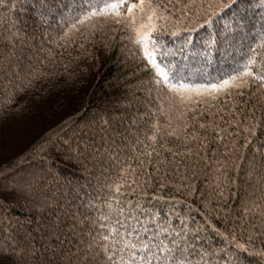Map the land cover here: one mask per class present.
I'll return each instance as SVG.
<instances>
[{"label":"trees","instance_id":"trees-1","mask_svg":"<svg viewBox=\"0 0 264 264\" xmlns=\"http://www.w3.org/2000/svg\"><path fill=\"white\" fill-rule=\"evenodd\" d=\"M103 2L101 0V6ZM233 12L236 14V21L232 23H240L243 18L242 23L246 27H237L234 31L230 29L228 41H231V47L225 50L227 42H223L218 50L212 51L211 56L201 55L206 51L205 44L210 32L207 28L192 34L193 42L187 48L183 45L189 33L181 32L173 37L171 32L175 30L174 26L158 28L153 33V38L161 43L163 50L169 52L166 62L186 67L185 83L218 82L224 78V73L230 71L235 58L248 50L249 43L259 42L257 33L264 24V0H243L228 12V16L231 17ZM51 20L50 25L37 29L33 0H0V39L7 37L4 45L0 46V72L3 73L0 74V203L3 204L0 207V253L14 260L15 264H41L44 248L59 243L47 227L55 222L57 215L64 221L60 239L64 240L65 247L66 235L75 243V238L66 231L67 225L71 223L67 214L76 213L79 209L85 215H95L94 211L85 207L89 201L102 207L101 201L107 200L109 196H120V193L108 185L120 179L124 161L128 160L133 167L138 168L139 161L133 157L146 149L144 144L137 143V139H143L145 144L151 145L147 135L152 132V124L159 122L164 125L166 120L161 110L168 114L169 102L179 101V97L173 93L166 96H157L155 91L149 93L147 84L133 89L134 96L129 92L133 78L128 74L133 69V62L126 59L125 46L131 48L132 45L122 37L133 33L125 23L116 24L111 18L106 21L94 18L79 26V31L72 30L64 37V28L59 26L58 17ZM157 23L159 25L165 22ZM91 24L96 25L95 31ZM191 26L194 24L181 25V28ZM216 28L217 34L223 32L224 21H220ZM17 32L20 35L13 40L9 33ZM81 33L89 36L87 42ZM81 44L84 45L83 48L80 47ZM143 75L144 73L138 72L135 79ZM255 90V86L231 90L233 96L240 101L237 108L245 99L250 100L246 109L251 108L256 103L251 99V93ZM237 91H244V97L236 96ZM194 99L211 102L206 94L202 97L194 96ZM225 100L226 97L221 95L211 111L216 113L225 104ZM231 106L232 101L229 100L227 107ZM189 107L195 112L203 113L198 118L201 123L208 121L206 105ZM218 115L224 116V113L220 112ZM256 115L260 116L261 112L257 111ZM241 123L245 121L242 120ZM172 126L175 127V121ZM193 127L201 136L206 135L208 146L199 156L193 155L191 160L187 155L183 157V163L188 164V169L185 170L182 165L177 171L185 175L186 179L181 181L179 174L162 177L145 159L146 171L143 176H151L152 183L147 189L148 198L154 194L165 198L175 196L182 201L177 205L179 212L183 213L186 211L185 205H190L193 208L190 215L196 221L204 224L207 219L206 227L214 225L231 235L233 217H237L235 223L239 224L238 214L243 211L241 202L245 199L251 202L259 196V192L253 191L257 177L253 174L251 180H248L249 169L246 163L241 161L243 167L238 179L235 168V162L241 153L246 152L250 156L252 148H243L247 134L242 127L237 130L234 125L229 126V131H238V135L219 141L215 138L216 132L211 129L201 130L198 124L185 131L191 132ZM220 127L223 128L224 125L221 124ZM233 139L236 147L225 155V146L232 148ZM85 140L96 150L88 173L63 156V152L68 148H75L77 142L83 148ZM52 141L56 142L59 150L54 148L51 152H43L44 146ZM262 141L264 128H258L255 143L264 151ZM167 143L177 151L185 147L175 137H169ZM197 144L199 141H191L186 147L195 151ZM213 149L216 151L213 152ZM164 156L171 158L167 152ZM204 156L208 157L207 163L199 158ZM197 160L199 163L193 175L191 163ZM155 162L153 159L152 163ZM217 169L220 171L217 172ZM163 171L162 167L161 173ZM224 173H227V178ZM233 179L236 180L235 184L230 183ZM37 180L40 181V188L52 201L50 206L33 207L30 203H25L26 199L31 198L25 187L26 183H35ZM216 182L220 183L227 197L226 204L221 199L219 206H230L232 209V214L227 218L224 212L214 211L207 217L200 215L205 211L203 201L210 197ZM161 183L165 185L163 190L159 187ZM182 184L191 187H181L177 191V186ZM129 192L127 187L121 189L124 195ZM217 206L216 198L213 197L212 207ZM235 234L238 242H247L246 230L242 238L240 228L236 229ZM253 246L264 249L259 239L253 241ZM32 248L36 250L34 259L25 254ZM20 249L25 252H20ZM244 264H264V258L245 254Z\"/></svg>","mask_w":264,"mask_h":264},{"label":"snow or ice","instance_id":"snow-or-ice-1","mask_svg":"<svg viewBox=\"0 0 264 264\" xmlns=\"http://www.w3.org/2000/svg\"><path fill=\"white\" fill-rule=\"evenodd\" d=\"M242 2L243 0H226V2L225 0H155V2L154 0H138V2L130 3L128 0H113V2L104 0L101 6V0H33L34 23L37 29L50 25L51 18L58 17L59 26L64 28V37H67L72 30L79 31V26L91 22L94 18H103L105 21L111 18L116 24L125 23V26L131 28L133 33V35L122 37L129 40L132 45L131 48L125 46L126 59L133 62V69L128 74L130 78H133L129 85V92L134 96L133 89H139L147 84L149 93L155 91L157 96L173 93L179 97L178 103L169 102L168 114L161 110V114L165 115L166 123L152 124V132L147 135L151 145L145 144L143 139H137V143L144 144L146 149L133 157L139 161L138 168L133 167L128 160L124 161L125 166L120 170V179L108 185L109 188L120 193V196H109L107 200L101 201L102 207H97L89 201L85 207L89 211H94L95 215H85L80 213L79 209L76 213L67 214L71 223L67 225L66 231L75 238V243L66 235L67 247H65L64 240L60 239L64 221L59 215L56 216L54 223L47 225L51 235L59 243L44 248L41 264H244L245 254L264 258V249H256L253 246V241L258 239L264 245V239H260L264 237V151H261L259 145L255 143L257 129L264 128V24L257 33L259 42L249 43L248 50L235 58L230 71L224 73V78L215 83H185L186 67L178 63L166 62L169 52L164 51L161 43L153 38V33L158 28L171 25L175 27V30L171 32L173 37L181 32L189 33L183 45L187 48L193 42L192 34L207 28L210 32L205 44L206 51L201 55L211 56L212 51L218 50V46L223 42H227L226 50L231 47V41H228L229 30L246 27L242 23L243 18L240 23H232L236 21L235 12L231 17L228 16V12ZM124 7L127 8L126 15L122 11ZM138 19L144 21L139 26H137ZM157 21L165 23L158 25ZM220 21H224V31L217 34L216 25ZM185 24H194V26L181 28V25ZM91 27L93 31L96 30L95 24H91ZM9 35L15 40L20 34L17 32L9 33ZM81 35L86 42L89 40V36L82 33ZM6 40L7 37L0 39V46H3ZM80 47L83 48L84 45L81 44ZM138 72L144 75L135 79ZM0 74L3 73L0 72ZM251 86L256 88L251 93V99L256 103L246 109L250 100L245 99L237 108L240 101L233 96L231 90H243ZM205 94L211 102L194 99V96L202 97ZM221 95L226 97L225 104L213 113L211 109ZM244 95V91L236 92L238 97H244ZM229 100L232 101L230 108L227 107ZM189 105H206L208 121L201 123L198 118L202 117L203 113L195 112ZM257 111L261 112L260 116L256 115ZM220 112H223L224 116L218 115ZM242 120L245 123L242 124ZM173 121H175V127L172 126ZM196 124L201 130L211 129L216 132L215 138L218 141L238 135V131L236 133L229 131V126L234 125L237 130L242 127L247 134L243 148H252L250 156L246 152L241 153L235 162V168L238 179L243 167L241 161L246 163L249 169L248 180H251L253 174L257 177L253 191L259 192V196L251 202L247 199L241 202L243 211L242 214H238L239 224L235 223L237 217H233L231 235L217 229L214 225L211 228L206 227L207 219L204 224L196 221L195 217L190 215L193 212L190 205H185L186 211L183 213L179 212L177 205L182 201L175 196L165 198L154 194L148 198L147 189L152 186V183L151 176L147 178L143 176V172L146 171L145 159L149 166L162 177L179 174L181 181L186 179L185 175L177 171L182 165L185 170L188 169V164L183 163V157L187 155L191 160L193 155L199 156L208 146L206 135L201 136L195 127L191 132L185 131ZM221 124L224 125L223 128L220 127ZM169 128L172 130L168 131ZM169 137H175L185 147L179 148L178 151L169 147L167 143ZM158 141L159 147H157ZM191 141H199L195 151L186 147ZM235 147L236 141L233 139L232 148L226 145L224 154L232 152ZM54 148L59 150L56 142L52 141L46 144L42 151L51 152ZM215 151L216 149H213V152ZM165 152L169 153L171 158H165ZM95 154L96 150L88 140L84 141L83 148L77 142L75 148H68L63 152L66 159L78 164L85 173L89 172V164L95 159ZM199 158L207 163L208 157ZM153 159L156 161L155 164L152 163ZM197 163L199 160L191 163L193 175H195ZM224 164L226 165L227 161ZM162 167L164 171L161 173ZM219 171L220 169H217V172ZM224 175L227 178V173ZM230 183L235 184L236 180L233 179ZM25 187L31 197L26 199L25 203H30L33 207L51 205L52 201L40 188L39 180L35 183L29 181ZM125 187L130 189L128 195L121 193V189ZM159 187L163 190L164 183H161ZM181 187L191 186L182 184L177 186V191ZM213 197L216 198L218 205L215 208L212 207ZM221 199L226 204L227 197L223 188L219 182H216L210 197L203 201L205 211H202L200 215L211 216L215 211L224 212L226 218L230 216L231 207L219 206ZM0 207H3L2 203ZM237 228L241 230V238L245 230L248 232L246 243L238 242L235 234ZM13 251L17 250L13 249ZM20 252L25 250L20 249ZM25 254L34 259L36 250L28 249ZM0 264H15V261L0 253Z\"/></svg>","mask_w":264,"mask_h":264},{"label":"rangeland","instance_id":"rangeland-1","mask_svg":"<svg viewBox=\"0 0 264 264\" xmlns=\"http://www.w3.org/2000/svg\"><path fill=\"white\" fill-rule=\"evenodd\" d=\"M128 2H130V3H135V2H138V0H128ZM122 11H123V13L126 15L127 14V8L126 7H124L123 9H122ZM144 21H142V20H137V26H139V24L140 23H143Z\"/></svg>","mask_w":264,"mask_h":264}]
</instances>
